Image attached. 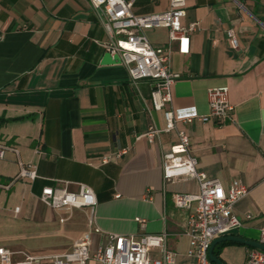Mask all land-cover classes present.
Returning a JSON list of instances; mask_svg holds the SVG:
<instances>
[{
	"label": "crops",
	"instance_id": "obj_1",
	"mask_svg": "<svg viewBox=\"0 0 264 264\" xmlns=\"http://www.w3.org/2000/svg\"><path fill=\"white\" fill-rule=\"evenodd\" d=\"M168 6L169 0H133L132 10L160 13ZM185 11L183 23L197 21L198 29L188 53L170 43V69L179 73L171 85L173 108L206 114L208 88L217 86L228 87L234 108L223 123L192 120L177 126L189 134L199 170L224 187L233 178L249 187L233 207L241 224L223 235L258 241L264 225V0H186ZM145 34L154 46L169 44L166 27ZM107 39L88 0H0V141L18 147L38 173L34 180L0 188V247L18 260L24 253L68 251L88 231L91 250L107 233L138 237L165 231L176 264H195L184 233L190 209L176 207L173 194L196 193L198 183L181 177L164 181L162 155L176 142V131L160 133L152 143L142 135L150 124L163 126V114L151 107L149 80L134 83L122 63L102 62L101 42ZM120 149L125 152L117 157ZM102 156L109 160L102 163ZM17 171L8 152L0 160V181ZM79 183L95 192L94 225L100 232L91 229L86 208L55 209L39 199L45 185L75 191ZM136 217L145 219L144 229ZM39 235L54 241L25 243ZM249 248L234 241L214 247L226 264H245Z\"/></svg>",
	"mask_w": 264,
	"mask_h": 264
},
{
	"label": "built area",
	"instance_id": "obj_2",
	"mask_svg": "<svg viewBox=\"0 0 264 264\" xmlns=\"http://www.w3.org/2000/svg\"><path fill=\"white\" fill-rule=\"evenodd\" d=\"M97 13L108 39L101 45L111 56L118 55L135 83L140 79L150 81L151 107L162 112L164 125L150 124L142 135L149 143L155 141L160 133L176 131L177 140L168 152L162 155V175L164 181L174 178H193L198 183V192H175L173 201L176 207L190 209L184 233L189 238L188 254L196 259L195 264H214L208 257V249L213 238L223 235L241 224L233 213L234 204L249 192V187L239 178H233L224 187L217 177L208 176L197 168V159L191 152L189 134L177 126L179 121H208L214 119L223 123L230 118L234 106L228 100V87L208 88L209 111L199 114L195 111L182 112L172 106L171 85L179 76L170 69V43L176 42L180 53L190 51V38L198 29L197 21L183 23L186 14V0H169L168 9L160 13L136 14L132 10L133 0H88ZM163 26L168 29L169 44L166 47L151 44L145 30ZM234 47L237 37L232 29L227 30ZM141 136V135H140ZM10 152L15 156L17 173L0 188L8 189L17 179L34 180L37 166L24 161L18 147L0 141V160ZM41 153V151H37ZM125 149L116 151L119 157ZM109 160L102 156L101 162ZM39 199L55 209L73 207L88 210V223L96 232L101 229L94 225L96 219L97 197L94 190L85 183H79L75 191L65 185H45ZM19 207H15L17 211ZM246 217H250L247 214ZM140 228L144 229L145 219L136 217ZM167 233H144L138 237L118 233H107L106 241L94 250L90 249V232L77 239L71 249L60 254L33 255L24 253L23 258H12L13 251L0 247V264H86L94 259L101 264H176V254L167 246ZM258 241L264 243V225L259 228ZM157 251L158 257L155 256ZM245 264H264V251L249 248Z\"/></svg>",
	"mask_w": 264,
	"mask_h": 264
},
{
	"label": "water",
	"instance_id": "obj_3",
	"mask_svg": "<svg viewBox=\"0 0 264 264\" xmlns=\"http://www.w3.org/2000/svg\"><path fill=\"white\" fill-rule=\"evenodd\" d=\"M102 62L103 63H115V62H120V60L117 54L111 56L110 53L106 51L103 55ZM222 241H234V242L244 244L248 247L256 248V249L264 251V243H261L259 241L252 240V239H246L239 235H220L212 239L209 249H208V257L214 264H226L220 257L214 255L213 253V249L215 245Z\"/></svg>",
	"mask_w": 264,
	"mask_h": 264
},
{
	"label": "rangeland",
	"instance_id": "obj_4",
	"mask_svg": "<svg viewBox=\"0 0 264 264\" xmlns=\"http://www.w3.org/2000/svg\"><path fill=\"white\" fill-rule=\"evenodd\" d=\"M52 241H54L53 238H51L50 236H46V235H39V236H34V237H26L25 239V243L27 245H29V247H37L38 245H48L49 243H51ZM38 249H36L34 252L39 253L41 251H37Z\"/></svg>",
	"mask_w": 264,
	"mask_h": 264
},
{
	"label": "trees",
	"instance_id": "obj_5",
	"mask_svg": "<svg viewBox=\"0 0 264 264\" xmlns=\"http://www.w3.org/2000/svg\"><path fill=\"white\" fill-rule=\"evenodd\" d=\"M230 241H222L220 242L221 244H225V243H229ZM213 253L214 255L218 256L219 257V252H218V249H213Z\"/></svg>",
	"mask_w": 264,
	"mask_h": 264
}]
</instances>
